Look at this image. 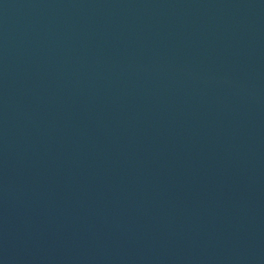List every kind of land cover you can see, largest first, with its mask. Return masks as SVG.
I'll return each instance as SVG.
<instances>
[{"label":"water","instance_id":"water-1","mask_svg":"<svg viewBox=\"0 0 264 264\" xmlns=\"http://www.w3.org/2000/svg\"><path fill=\"white\" fill-rule=\"evenodd\" d=\"M0 264H264V0H0Z\"/></svg>","mask_w":264,"mask_h":264}]
</instances>
